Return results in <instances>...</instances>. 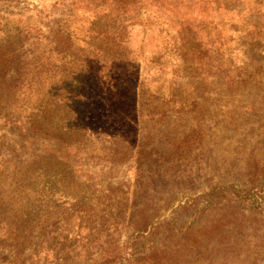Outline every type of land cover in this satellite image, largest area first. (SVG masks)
<instances>
[{"label": "rangeland", "instance_id": "rangeland-1", "mask_svg": "<svg viewBox=\"0 0 264 264\" xmlns=\"http://www.w3.org/2000/svg\"><path fill=\"white\" fill-rule=\"evenodd\" d=\"M128 2L0 3L82 86L80 135L5 134L0 264H264V0Z\"/></svg>", "mask_w": 264, "mask_h": 264}, {"label": "trees", "instance_id": "trees-1", "mask_svg": "<svg viewBox=\"0 0 264 264\" xmlns=\"http://www.w3.org/2000/svg\"><path fill=\"white\" fill-rule=\"evenodd\" d=\"M2 1L4 4H8L7 8L19 5V0H0V3ZM101 1L105 2L106 0ZM128 6V0H124V14L126 15L130 14ZM3 14L4 16L0 17V154L7 150L4 139L8 131L10 134L13 133L18 141L17 148H12L11 151L17 156H26V148L32 141L41 142L42 139L50 137H53V140H60L59 138L81 132L73 115L75 113L74 105L79 99L77 96H80L82 86L74 78L61 80L54 77L55 81L50 89L45 90L44 86L47 85V80L42 79L41 72L49 67L48 61L33 56V67L26 69L27 67L22 63L23 55L21 56L19 50L15 53V50L22 47L21 43L24 40L29 41L32 37L29 32L24 30L6 28L9 24L13 28L9 17L14 13L4 11ZM40 19L44 18L40 16ZM93 23L97 24L96 21ZM52 32L55 40H60L61 44L72 45L68 34L65 35L60 28L57 27ZM57 49L62 50L59 47ZM105 50L110 51L109 49ZM10 51L14 53L8 55ZM113 56L116 59H110L111 63L121 62V58L118 59L120 54H113ZM37 61L42 62L39 64ZM8 126L10 127L8 128ZM81 137L84 135L81 134ZM3 211H5L4 208ZM0 213L2 214L1 208Z\"/></svg>", "mask_w": 264, "mask_h": 264}]
</instances>
